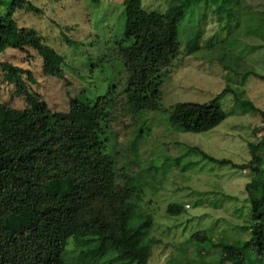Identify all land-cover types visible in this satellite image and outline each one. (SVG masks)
<instances>
[{"label":"rangeland","instance_id":"374dc122","mask_svg":"<svg viewBox=\"0 0 264 264\" xmlns=\"http://www.w3.org/2000/svg\"><path fill=\"white\" fill-rule=\"evenodd\" d=\"M29 1L42 15L18 12L15 19L21 27L37 30L46 44L66 57L65 79L46 77L34 53L9 51L1 60L30 71L35 83L26 82L27 89L53 112H68L72 100L115 97L110 123L114 137L108 135L107 153L133 178L130 227L137 230L151 223L145 238L151 247L147 264H221L212 243L251 238L252 206L245 190L251 175L204 160L196 149L243 165L251 161L249 144L264 139L262 116L243 105L248 101L264 110V80L255 76H264V0H244L239 15L229 0L222 7V0L192 1L179 26L180 54L164 77L160 110L140 117L127 111L122 93L126 72L113 56L124 33L125 0ZM173 1L143 0V6L163 13ZM64 36L79 46L68 47ZM194 39L202 50L189 55ZM215 99L226 113L215 129L196 134L170 124L176 104ZM0 104L26 107L1 71ZM260 154L264 159V147ZM169 205L184 210L170 215ZM199 232H207L212 243L194 242L192 236ZM93 237L70 239L64 261L127 264L116 261V253ZM255 251H250L249 262L257 261Z\"/></svg>","mask_w":264,"mask_h":264},{"label":"trees","instance_id":"16d2710c","mask_svg":"<svg viewBox=\"0 0 264 264\" xmlns=\"http://www.w3.org/2000/svg\"><path fill=\"white\" fill-rule=\"evenodd\" d=\"M192 1L174 0L163 13L144 9L143 0L124 1V33L113 56L126 72L122 93L130 114L140 117L160 110L164 77L180 54L179 26ZM222 1L219 7L228 2ZM243 1L229 0L238 15ZM18 12L42 15L29 0H0V71L26 104L20 109L0 104V264H67L63 256L68 241L87 236L108 245L116 261L147 264L151 247L145 238L151 223L137 230L130 227L136 195L133 178L107 153L108 135L114 137L110 123L115 97L72 100L68 112L51 111L27 89L26 82L35 83L32 73L1 60L9 51L34 53L46 77L65 79L66 57L46 44L37 30L21 27L15 19ZM194 40L189 55L202 50ZM64 41L68 47L79 46L65 36ZM255 76L264 80L263 75ZM243 105L264 122V110L248 101ZM225 119L218 99L178 103L169 116L172 126L196 134L215 129ZM263 147L264 139L249 144L251 161L243 165L196 149L204 160L248 170L251 175L245 187L252 206L251 238L214 244L207 232L192 236L200 244L211 242L221 264H264ZM183 210L169 205L168 214L180 215ZM255 248L257 261L249 262Z\"/></svg>","mask_w":264,"mask_h":264}]
</instances>
